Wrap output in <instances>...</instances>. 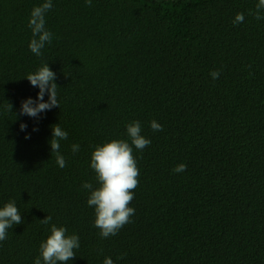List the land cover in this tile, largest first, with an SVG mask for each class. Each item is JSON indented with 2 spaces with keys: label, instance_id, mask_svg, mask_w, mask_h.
Returning <instances> with one entry per match:
<instances>
[{
  "label": "trees",
  "instance_id": "trees-1",
  "mask_svg": "<svg viewBox=\"0 0 264 264\" xmlns=\"http://www.w3.org/2000/svg\"><path fill=\"white\" fill-rule=\"evenodd\" d=\"M43 2L0 0V208L14 201L22 217L0 241V264H34L51 224L79 237L67 264H264V19L250 14L258 0H52V42L36 56L28 20ZM237 13L244 21L234 24ZM46 63L59 107L22 115L21 101L39 91L24 77ZM133 121L151 141L132 145L135 213L102 238L82 185L98 183L94 147L131 145ZM57 123L68 133L64 168L48 143ZM180 163L186 170L173 172Z\"/></svg>",
  "mask_w": 264,
  "mask_h": 264
},
{
  "label": "clouds",
  "instance_id": "clouds-1",
  "mask_svg": "<svg viewBox=\"0 0 264 264\" xmlns=\"http://www.w3.org/2000/svg\"><path fill=\"white\" fill-rule=\"evenodd\" d=\"M86 4L91 6L92 0H86ZM52 8V0H44L39 6H34L28 26L31 29L32 38L28 45L30 51L36 56H41V50L45 44L52 42V33L45 27V13ZM264 10V0H258L255 12L250 10V14L256 20L264 19L261 11ZM244 21L243 13H237L233 23L239 24ZM213 79L219 76L218 71L210 73ZM56 73H54L48 64L39 67L34 73H28L26 78L33 87H38L39 91L34 100L32 97L21 101L20 114L33 118L39 116L45 110L53 107H59L57 98V83L55 82ZM45 93L48 94V100L45 101ZM12 109V106L10 105ZM27 125L20 124L21 130L26 129ZM52 137L48 141L51 146V154H55L56 163L60 168L66 166L65 158L60 153V141L66 140L68 133L64 131L59 124L50 126ZM150 127L153 131H162V125L152 120ZM35 130V129H34ZM126 132L131 140V145L123 139H112L103 144H97L91 152L90 167L94 170L97 186L94 187L90 182H84L82 187L90 191L87 200L89 206H94L95 221L94 226L100 230V236L107 238L115 235L120 228L129 222L135 209L129 207L134 199V189L139 184V169L136 159L133 156L132 145L138 150H143L151 141L141 135V124L139 121H133L126 126ZM26 138H29L26 136ZM73 152L79 151V145L71 146ZM186 164L180 163L173 172L180 173L186 170ZM52 217L47 215L41 223L49 225ZM22 223L21 212L18 210L14 201L7 202L0 208V241L5 240L7 230L13 225ZM50 234L40 244V255L34 260V264H67L76 255L74 249L80 246L79 237L76 234L65 235L67 229L63 226L51 224ZM122 258V257H118ZM103 264H113L110 257H105Z\"/></svg>",
  "mask_w": 264,
  "mask_h": 264
}]
</instances>
